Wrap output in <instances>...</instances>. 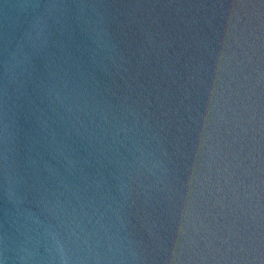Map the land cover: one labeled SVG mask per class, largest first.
<instances>
[{
    "label": "water",
    "instance_id": "water-1",
    "mask_svg": "<svg viewBox=\"0 0 264 264\" xmlns=\"http://www.w3.org/2000/svg\"><path fill=\"white\" fill-rule=\"evenodd\" d=\"M0 264H264V0H0Z\"/></svg>",
    "mask_w": 264,
    "mask_h": 264
}]
</instances>
